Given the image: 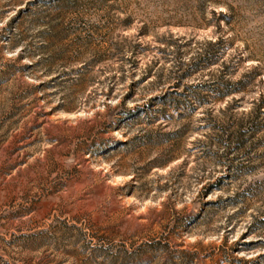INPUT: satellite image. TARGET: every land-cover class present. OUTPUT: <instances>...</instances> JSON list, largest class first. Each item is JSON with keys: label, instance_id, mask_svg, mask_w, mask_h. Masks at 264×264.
I'll return each instance as SVG.
<instances>
[{"label": "rangeland", "instance_id": "obj_1", "mask_svg": "<svg viewBox=\"0 0 264 264\" xmlns=\"http://www.w3.org/2000/svg\"><path fill=\"white\" fill-rule=\"evenodd\" d=\"M0 264H264V0H0Z\"/></svg>", "mask_w": 264, "mask_h": 264}]
</instances>
